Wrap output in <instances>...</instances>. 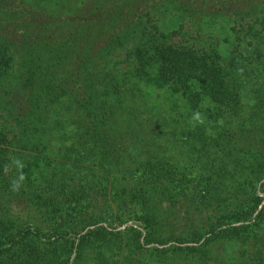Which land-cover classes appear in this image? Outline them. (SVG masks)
<instances>
[{"label":"trees","instance_id":"obj_1","mask_svg":"<svg viewBox=\"0 0 264 264\" xmlns=\"http://www.w3.org/2000/svg\"><path fill=\"white\" fill-rule=\"evenodd\" d=\"M170 8L263 56L264 0H0V107L45 215L0 220V264H264V81L243 103L218 55L158 27ZM6 165L0 146V196Z\"/></svg>","mask_w":264,"mask_h":264},{"label":"rangeland","instance_id":"obj_2","mask_svg":"<svg viewBox=\"0 0 264 264\" xmlns=\"http://www.w3.org/2000/svg\"><path fill=\"white\" fill-rule=\"evenodd\" d=\"M177 11L179 10L176 8H170L164 13L159 12L160 14L158 15L155 12L153 17L155 19L157 17L156 24L158 27L169 35L171 42H180L195 48L206 49V51H211L213 54L218 55L219 61L228 67L233 81L232 85L234 84L237 87L242 102L247 106L251 105L255 101L256 90L264 81V72L262 71L264 54L261 57L255 56L252 53L253 49H255L254 46L247 44L248 41H241L246 31L235 33L229 28L232 23L228 21L215 20L214 18L211 20L209 18H188ZM172 31L177 33L172 34ZM258 45L264 51V43H259ZM238 46H240V49H238ZM119 66L124 67L125 63L122 61ZM13 73V71H10L8 76L12 77ZM0 91L2 92V86H0ZM1 92L0 95L2 96ZM157 94L159 95L158 99L162 100L165 106H168L166 94L162 92ZM165 106L163 105L164 109ZM167 113H171L169 109H167ZM205 116L204 114L194 115L193 121L201 123L206 126V129H209L213 123L209 122ZM14 129L13 119L6 115L3 107H0V132L5 137L2 139L0 146L5 150L6 162L11 167V171L6 175V181H4L6 187L0 196V220H4L8 225L12 226L6 233H12L16 229L30 224L40 225V222L45 217L38 210L37 205L33 203L35 201L34 198H29L31 197L29 194L30 187L24 182L18 190H12L11 182L18 177L13 161L19 156L18 152H20L17 138L14 135ZM160 141L164 143L166 148L170 146L165 140L161 139ZM175 152L176 150L170 146L167 154L172 155ZM176 156L178 155L176 154ZM187 169L197 173L199 165L193 164L192 168L188 167ZM115 208L117 207L114 205L113 211H116ZM129 209L134 210V207ZM181 210L182 208L179 211ZM126 219L125 224L116 227L123 230L126 225H134L133 217L129 216ZM193 219L194 222H200L201 217L195 216ZM3 239V234L0 231V243ZM171 244L173 243L167 242L162 247L168 248ZM243 247L245 246H242L240 250ZM223 248V254L227 262L233 261L236 247L227 243ZM183 255L181 254L180 258L175 263L173 262V264L182 263L181 261L183 260H186L185 264H194V260L190 263L187 261L189 259L182 258ZM145 256L148 257V254Z\"/></svg>","mask_w":264,"mask_h":264},{"label":"clouds","instance_id":"obj_3","mask_svg":"<svg viewBox=\"0 0 264 264\" xmlns=\"http://www.w3.org/2000/svg\"><path fill=\"white\" fill-rule=\"evenodd\" d=\"M13 163L15 164V167L17 169L18 177L12 180L11 186H12V190L16 191L21 187L22 183L25 181V175L23 173V168L25 167V165L18 158L15 159ZM4 171H5V175H8V173L11 171V167L6 165Z\"/></svg>","mask_w":264,"mask_h":264}]
</instances>
